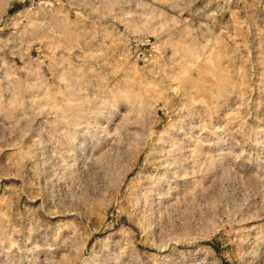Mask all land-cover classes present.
<instances>
[{"label": "rangeland", "instance_id": "1", "mask_svg": "<svg viewBox=\"0 0 264 264\" xmlns=\"http://www.w3.org/2000/svg\"><path fill=\"white\" fill-rule=\"evenodd\" d=\"M0 264H264V0H0Z\"/></svg>", "mask_w": 264, "mask_h": 264}]
</instances>
